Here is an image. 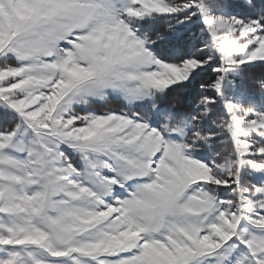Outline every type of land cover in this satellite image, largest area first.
I'll use <instances>...</instances> for the list:
<instances>
[{
  "label": "snow or ice",
  "instance_id": "6c2138e0",
  "mask_svg": "<svg viewBox=\"0 0 264 264\" xmlns=\"http://www.w3.org/2000/svg\"><path fill=\"white\" fill-rule=\"evenodd\" d=\"M261 68L264 0H0V264H264Z\"/></svg>",
  "mask_w": 264,
  "mask_h": 264
},
{
  "label": "trees",
  "instance_id": "16d2710c",
  "mask_svg": "<svg viewBox=\"0 0 264 264\" xmlns=\"http://www.w3.org/2000/svg\"><path fill=\"white\" fill-rule=\"evenodd\" d=\"M254 71H255V73H256V75H257V77H258L262 72H264V68L256 69V70H254Z\"/></svg>",
  "mask_w": 264,
  "mask_h": 264
},
{
  "label": "rangeland",
  "instance_id": "374dc122",
  "mask_svg": "<svg viewBox=\"0 0 264 264\" xmlns=\"http://www.w3.org/2000/svg\"><path fill=\"white\" fill-rule=\"evenodd\" d=\"M109 106H110V107H116V106H118V105H117V102H116V101H110V102H109Z\"/></svg>",
  "mask_w": 264,
  "mask_h": 264
}]
</instances>
